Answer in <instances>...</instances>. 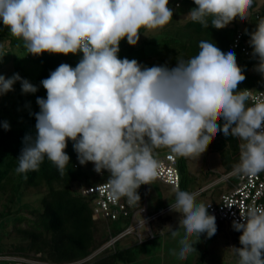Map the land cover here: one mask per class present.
I'll return each mask as SVG.
<instances>
[{"label":"clouds","instance_id":"clouds-1","mask_svg":"<svg viewBox=\"0 0 264 264\" xmlns=\"http://www.w3.org/2000/svg\"><path fill=\"white\" fill-rule=\"evenodd\" d=\"M252 2L194 0L187 18L224 29L237 17L246 21ZM172 17L169 0H0V21L29 54H83L74 68L62 63L41 81L47 95L36 101V134L25 137L15 171H36L47 157L63 175L71 140L81 165L91 162L96 173H109L111 197L136 205L138 189L158 175L156 148L201 156L219 133L242 141L236 173L264 171V100L249 106L251 91L237 90L246 77L234 52L201 40L197 55L178 57L172 68L118 57L122 40L134 47L142 28L163 29ZM256 25L249 44L258 58L255 70L264 77V17ZM17 82L24 94L38 91L14 73L0 75V96ZM3 127L9 130L7 122ZM170 207L181 214L185 235L173 254L183 260L196 252L190 237L216 233V218L188 191L177 190ZM241 221L232 224L242 232L233 253L239 264H264V206L250 207ZM167 229L173 238L180 234Z\"/></svg>","mask_w":264,"mask_h":264},{"label":"trees","instance_id":"trees-1","mask_svg":"<svg viewBox=\"0 0 264 264\" xmlns=\"http://www.w3.org/2000/svg\"><path fill=\"white\" fill-rule=\"evenodd\" d=\"M186 4H190L192 9L196 7L194 0H169V7L173 9L172 20L163 29H158L155 32V34H160L162 39L149 42L155 45L156 52L145 58L158 56L162 61H166L169 68H172L176 66L178 57L187 60L197 55L198 44L201 40L212 41L222 52H234L237 65L241 67L246 77L243 82L238 84L237 90L241 91V84L244 85L243 90L252 89L254 77L249 73L250 64L244 61L238 52L229 48L235 28L229 26L219 30L211 26L205 28L198 22H192L189 18L183 19L179 10ZM261 17H264V0H253L247 20L238 19L237 26L244 31V37H250L248 33L256 30V24ZM140 32L139 35L147 32L149 38L151 37L146 29L142 28ZM11 44L26 51L21 40L14 41L11 38ZM119 47L118 57L121 56L123 50L121 59L131 60L130 55L133 54L136 47L130 46L127 39L126 41L122 40ZM82 55V53L68 54L67 56L43 53L34 56L26 51V58L34 61L39 68L38 74L34 76H31L20 60L17 61L18 57H13L15 61L13 74L18 73L21 78L36 86L38 91L24 94L20 83L17 82L14 85L15 99L9 103L8 107H4L12 114L11 117L6 118L0 115V255L24 257L49 264H78L96 253L91 260L82 264H137L140 253L137 252L139 249L136 242L156 243L159 233L163 229V226L159 225L157 221L168 220L162 213L150 222L152 238L147 235L144 236L143 241H139L137 233L140 230H138L122 236L116 239L112 245L102 248L126 229L113 230L111 228L113 222L124 221L128 224V228L131 225L133 213L144 207L147 209V185H141L138 189L140 201L136 205H128L126 197L120 198L119 200L126 205L129 213L128 215L120 214L117 219H111L110 217L96 216L94 214V196L82 193L83 186L90 187L108 183L109 173L107 171H103L101 174L96 173L95 166L91 162L81 165L71 140L67 142L65 149L70 161L63 175L58 172L56 166L47 157L36 171L22 174L15 171L18 167L17 159L24 147L25 137L36 134L35 114L39 112L36 101L38 97L46 99L47 95L41 81L48 78L50 73L62 63L69 64L74 68L82 59ZM5 122L8 123L9 130L4 129ZM241 142L239 138L225 137L219 133L207 147L217 150L222 156L226 171L224 175L233 171L234 165L239 162ZM164 148L162 155L155 156V158L172 154L170 149ZM174 156L180 174L178 188L175 189L173 186L155 179L172 187L175 194L177 190L192 193L199 191L196 197H205L204 202L209 200L216 202L220 195L229 188L227 185L224 191L220 188L212 189L214 186H218L219 182H217L212 187L201 191L204 186L221 177L200 184V182H196L195 177L190 176L187 170L186 159L188 157ZM204 176L207 180L209 172ZM192 179L195 187L190 186ZM170 204L155 209L152 213L147 210L148 215H154L166 207L168 208ZM138 216L142 218V215ZM11 220L13 222L10 227ZM216 225L217 229L228 226L221 223ZM230 228L237 240V245L240 246L238 242L242 232L235 231L233 227ZM130 235H134L137 241L129 246L124 245L123 240Z\"/></svg>","mask_w":264,"mask_h":264},{"label":"rangeland","instance_id":"rangeland-1","mask_svg":"<svg viewBox=\"0 0 264 264\" xmlns=\"http://www.w3.org/2000/svg\"><path fill=\"white\" fill-rule=\"evenodd\" d=\"M192 10V6L190 4H186L182 9L179 10L180 16L183 19H188L187 15ZM2 22V21H1ZM156 30H148L151 34L149 35L147 32L140 35L138 44L135 46L136 49L133 54L130 55V59H135L142 66L152 67V66H160L166 65V61H162L158 56H153L152 58H145L147 55L153 54L156 52V47L153 43H149L150 41H160L162 36L160 34H155ZM0 33L2 35L7 34L12 37L13 40H18L17 38L11 36L9 29L3 25V22L0 24ZM126 41V38L124 39ZM6 50V49H5ZM124 53V51L122 50ZM123 53L119 57L121 59ZM16 56L19 59L17 61H21L24 65L25 69L30 72L31 76L38 74L39 68L37 64L26 58V51L17 48L15 45H12L9 52L4 51L0 53V75H4L6 78L11 77L13 75V65L15 63L13 57ZM248 66V65H247ZM246 66V67H247ZM175 67V66H174ZM248 68V67H247ZM249 73L254 77V86L257 85L261 81V74L255 70V66H249ZM248 80V79H247ZM251 82L250 80H248ZM243 84H241V91L243 90ZM14 91L7 93L6 95L0 96V115L5 116L6 118L11 117V113L4 109L5 106H9V103L15 99ZM14 97V98H13ZM164 147H159L154 150L155 156L162 155ZM187 170L190 176L195 177L196 182H200V184H205L207 182H211V180L215 178H220L225 174V168L223 165V159L220 153L217 150H213L207 148L204 153L197 156H189L186 159ZM209 172V177L206 180V173ZM218 180V179H217ZM231 181H235L234 178ZM218 186H214L212 189L220 188L222 191L226 190V186H229L228 181L219 179ZM214 184L212 182L206 186L205 188H210ZM148 186L147 198H146V206L149 213H152L155 209L165 207L170 203H173L175 200V192L172 187L166 186L156 179L153 180ZM190 186L195 187L194 180L190 181ZM84 187V186H83ZM192 187V188H193ZM205 197L199 196L197 197V203L205 204ZM171 205V204H170ZM165 208L160 211L163 212L164 218L168 219L167 221L160 219L157 223L163 226L162 231L159 233V238L156 243H148V242H138L135 239L134 235H130L123 240L124 245H132L135 241L138 245V253L140 256L138 258L137 264H239V258L233 253L232 247H241L237 245V240L234 236L232 228L229 226H222V228L217 229L216 233L208 237L207 233H203L198 238L197 235H193L190 237V242L196 249V252H192L187 256L186 259H179L177 255L173 254V251L179 252L180 243L179 241L184 237L185 231L183 227L180 228V219L181 214L175 212L171 209V207ZM166 213V214H165ZM141 216H138V219ZM14 219V218H13ZM13 220L10 221V227L12 226ZM128 224L126 222H113L111 224V228L113 230H124L127 228ZM171 227L172 230H179L180 234L173 238L171 236L170 231L167 229ZM148 228V225H145L140 228V233H145ZM240 243V242H238ZM0 264H6L1 261Z\"/></svg>","mask_w":264,"mask_h":264},{"label":"built area","instance_id":"built-area-1","mask_svg":"<svg viewBox=\"0 0 264 264\" xmlns=\"http://www.w3.org/2000/svg\"><path fill=\"white\" fill-rule=\"evenodd\" d=\"M177 5H180V3H177ZM238 19L239 18L237 17L228 25L233 29L235 28L229 48L238 52L244 61L256 67L258 65V58L252 55L253 49L249 44L250 37H244V31L237 26ZM245 90L251 91L248 99L249 106L258 101L264 100V77L261 76V81L257 85H253L252 89L248 88ZM156 159L160 164L156 179L177 189L180 183V174L177 167L176 157L172 154H166L164 156L157 157ZM232 178H234L235 181H231ZM220 180L230 182L229 188L226 192L220 195L218 201L215 202L209 200L205 204V207H209L208 214L215 216L216 224L221 223L232 227L233 221H241V218L246 215L247 210L250 207L264 206V171L255 176H251L236 173L233 170L227 175L222 176ZM82 193L83 195L94 196V214L96 216L99 215L105 218L110 217L111 219H117L120 214L128 215L129 213L126 209V205L122 201L111 197L109 194L110 188L108 183L82 187ZM198 193L199 191L195 192V194ZM128 205L130 204L128 203ZM162 213L163 212H158L154 215H148L145 207L137 210L132 215L131 225L119 236L112 238L102 248L112 245L116 239L127 234L134 233L145 225H148L146 232L143 234L140 232L137 233L139 241H143L144 236L147 235L152 238L153 232L150 222ZM138 215H142V218L138 219ZM95 254L96 253L89 256L85 260L78 262V264L91 260ZM1 261L6 264H49L34 259L9 255H0V262Z\"/></svg>","mask_w":264,"mask_h":264},{"label":"crops","instance_id":"crops-1","mask_svg":"<svg viewBox=\"0 0 264 264\" xmlns=\"http://www.w3.org/2000/svg\"><path fill=\"white\" fill-rule=\"evenodd\" d=\"M11 38H12V37L8 36L7 34L2 35V34L0 33V42L4 43V48H3V50H0V53H2V52H4V51L9 52V50H10V48H11V46H12V44H11ZM5 49H6V50H5ZM13 96L15 97V93H14ZM14 97H13V98H14ZM218 181H219V179L216 180V181H214V182H212V184H216ZM202 189H203V188H202ZM205 189H206V188H205Z\"/></svg>","mask_w":264,"mask_h":264}]
</instances>
